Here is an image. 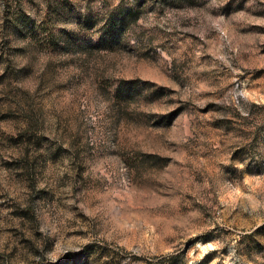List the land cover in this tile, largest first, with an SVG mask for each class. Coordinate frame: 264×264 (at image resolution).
<instances>
[{
	"label": "rangeland",
	"instance_id": "obj_1",
	"mask_svg": "<svg viewBox=\"0 0 264 264\" xmlns=\"http://www.w3.org/2000/svg\"><path fill=\"white\" fill-rule=\"evenodd\" d=\"M0 264H264V0H0Z\"/></svg>",
	"mask_w": 264,
	"mask_h": 264
},
{
	"label": "trees",
	"instance_id": "obj_2",
	"mask_svg": "<svg viewBox=\"0 0 264 264\" xmlns=\"http://www.w3.org/2000/svg\"><path fill=\"white\" fill-rule=\"evenodd\" d=\"M132 11L133 10L123 11V12L118 13L116 16H114V19H113V21L115 22L114 26L124 25L128 17L127 15L132 13ZM39 27L42 28L43 26L39 25ZM112 29L113 27H110L109 25H108V28H106V33L108 34V36L110 35ZM90 47H88L87 49H89Z\"/></svg>",
	"mask_w": 264,
	"mask_h": 264
}]
</instances>
